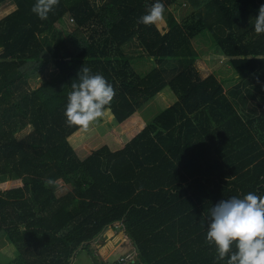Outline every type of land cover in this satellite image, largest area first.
I'll use <instances>...</instances> for the list:
<instances>
[{"label": "trees", "instance_id": "16d2710c", "mask_svg": "<svg viewBox=\"0 0 264 264\" xmlns=\"http://www.w3.org/2000/svg\"><path fill=\"white\" fill-rule=\"evenodd\" d=\"M7 3L15 8L0 18V236L18 250L11 264H72L110 227L134 246L132 264H224L206 243L210 209L264 195V34L254 31L264 0H163L157 25L137 24L154 0H60L46 20L31 11L35 0ZM66 17L72 26L55 39ZM205 31L237 76L227 90L197 70L194 39ZM131 42L150 62L144 71L132 66ZM170 59L178 71L168 80ZM49 63L56 74L31 88ZM83 65L115 88L104 120L117 124L74 147L84 130L64 112ZM165 90L176 101L145 123L139 111Z\"/></svg>", "mask_w": 264, "mask_h": 264}, {"label": "clouds", "instance_id": "9594fccd", "mask_svg": "<svg viewBox=\"0 0 264 264\" xmlns=\"http://www.w3.org/2000/svg\"><path fill=\"white\" fill-rule=\"evenodd\" d=\"M60 0H35L31 11L41 20L54 12ZM166 5L154 0L137 24L157 25L165 19ZM254 31L264 34V5L255 17ZM116 90L100 72L83 65L71 83L64 112L69 127L88 131L105 117ZM51 183V181H48ZM206 243L214 245L215 260L224 264H264V195L248 192L243 198L231 196L210 209Z\"/></svg>", "mask_w": 264, "mask_h": 264}, {"label": "rangeland", "instance_id": "374dc122", "mask_svg": "<svg viewBox=\"0 0 264 264\" xmlns=\"http://www.w3.org/2000/svg\"><path fill=\"white\" fill-rule=\"evenodd\" d=\"M94 1L101 3V0ZM11 6L14 5L12 3L2 6L0 5V12L1 10H4L2 13H0V18L1 15L5 14L6 12L12 9ZM71 26L72 21L67 17L61 25L57 24L56 27L58 31H55V39L60 37L62 33H65V29H70ZM131 43V45L127 46L126 51L128 53L134 54L131 55L133 61L132 66L135 70H146L150 62H148L147 60L144 61L142 58L138 57L137 54L141 53V49L136 45L135 42ZM194 45L199 54V58L196 62V67L201 78H205L208 75H213L215 78L222 82L225 90L229 89L232 85H234L235 82L238 81L237 76L232 67L230 66L227 58L222 55L221 52H219L216 45L214 44V41L211 39L207 31H205L203 35L197 36L194 39ZM175 65L176 61L174 59L167 60L163 64L165 68V75L168 80L172 79L177 74L178 70ZM54 74H56V69L54 66H52L51 63H49L48 66L43 69V71H41L37 77L29 81V85L31 88H37L44 82L49 81L54 76ZM175 101L176 97L170 92V90H165L164 92L159 93L139 111L142 120L145 123L151 122V120L155 116H158L166 108L170 107ZM116 124L117 121L115 120V118H113L110 124H106V121L104 120V118H102L99 123L92 125L88 131H84V136L78 138L76 142H73L71 140L68 141L72 146L77 147L94 134H105L113 127H115ZM31 129V126H28L22 131H19L16 134V137L18 139L23 138L26 134L31 131ZM69 189V187L62 188L56 194L57 196H61L67 191H69ZM112 230L113 229L111 227L106 229L105 232L97 238L96 243H92L87 248L85 247L78 249L75 253L72 264H93L91 255L93 256L94 250L106 257V259L109 261L114 260L120 252L132 251L131 249L133 246L130 245V240L125 237L122 228L119 227L113 232ZM110 231L112 233H116V235L114 234V237H112L113 242L112 245H110L111 247L105 248V240L109 237ZM107 242L110 243V241ZM116 243L118 244L116 245ZM18 256V250L16 249L15 245L9 242L7 238L0 236V264H11L15 262L16 259H18Z\"/></svg>", "mask_w": 264, "mask_h": 264}, {"label": "crops", "instance_id": "0c3cea01", "mask_svg": "<svg viewBox=\"0 0 264 264\" xmlns=\"http://www.w3.org/2000/svg\"><path fill=\"white\" fill-rule=\"evenodd\" d=\"M7 4H9V3H7ZM6 5V4H5ZM14 5V4H13ZM15 6V5H14ZM14 6H11V10H9L8 12H6L5 14H7V13H9L10 11H12L15 7ZM14 7V8H13ZM4 10H1V12L0 13H2ZM5 14H3V15H1V17H3ZM112 113V112H111ZM112 237H114V233L112 234H110L109 235V237L105 240L106 241V244H105V248H109V247H111L110 245H112V242H113V239H112ZM126 237V236H125ZM107 241H110V243H108ZM131 243V242H130ZM114 244V243H113ZM118 243H116V245H117ZM131 246H133L132 245V243L130 244ZM114 248V247H113ZM132 251H130V252H120L119 254H118V256L117 257H115V259L114 260H116V259H118V257H120V256H123V255H126V254H129V253H134V246L132 247V249H131ZM91 257H92V260H93V264H99V263H101V261H109V260H107L106 259V257H104L103 255H101L100 253H99V256H98V259H96V257L93 255H91ZM114 260H111V261H114ZM73 263V262H72Z\"/></svg>", "mask_w": 264, "mask_h": 264}, {"label": "built area", "instance_id": "2783aa9c", "mask_svg": "<svg viewBox=\"0 0 264 264\" xmlns=\"http://www.w3.org/2000/svg\"><path fill=\"white\" fill-rule=\"evenodd\" d=\"M136 252L134 251V253H129L123 256L118 257V259L114 260V261H103L104 264H129V263H134V256H135ZM93 255L97 256L99 255V252H97L96 250L93 251Z\"/></svg>", "mask_w": 264, "mask_h": 264}]
</instances>
